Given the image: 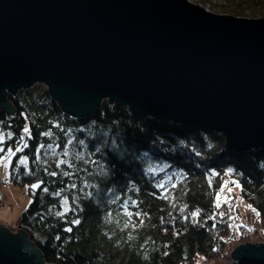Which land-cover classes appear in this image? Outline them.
<instances>
[{"label": "trees", "instance_id": "1", "mask_svg": "<svg viewBox=\"0 0 264 264\" xmlns=\"http://www.w3.org/2000/svg\"><path fill=\"white\" fill-rule=\"evenodd\" d=\"M220 9L239 17H264V0H222ZM40 88L8 94L15 110L9 114L0 108V132L13 133L4 145L6 151L8 146L15 150L24 126L31 130V139L25 135L29 147L12 157L9 169V182L24 188L31 201L10 229L27 232L44 264L222 263L230 228L218 214L215 197L224 178L239 182L241 197L258 209L264 230V148L232 152L220 132L141 115L109 101L92 114L75 116L64 112L49 90ZM49 131L50 137L42 135ZM71 139L84 141L79 144L82 155L69 163L71 167L50 166L44 150L41 161L35 160L39 144L64 149ZM23 155L29 157L27 167L18 164ZM94 162L102 163L107 175L101 176ZM150 165L153 172L147 171ZM53 171L56 176L49 175ZM40 181V188L30 187ZM160 181L164 188L156 187ZM86 183L96 187L85 188ZM82 190L92 195H83ZM58 191L60 196L53 194ZM64 197L72 211L59 217L55 213L64 211ZM73 197L79 201L73 203ZM128 197L138 202L129 207L131 218L122 207ZM185 204V215L201 209L198 222L183 219L179 209ZM137 211L147 215L137 217ZM76 218L79 225L71 223ZM68 227L71 232L65 231ZM240 228L238 243L255 239L252 232L257 230ZM257 237L263 238L264 231Z\"/></svg>", "mask_w": 264, "mask_h": 264}, {"label": "water", "instance_id": "2", "mask_svg": "<svg viewBox=\"0 0 264 264\" xmlns=\"http://www.w3.org/2000/svg\"><path fill=\"white\" fill-rule=\"evenodd\" d=\"M40 83L75 116L107 99L220 132L232 152L264 148V17L188 0H0V108ZM30 241L0 224V264H44ZM231 256L264 264V244Z\"/></svg>", "mask_w": 264, "mask_h": 264}, {"label": "rangeland", "instance_id": "3", "mask_svg": "<svg viewBox=\"0 0 264 264\" xmlns=\"http://www.w3.org/2000/svg\"><path fill=\"white\" fill-rule=\"evenodd\" d=\"M192 3H195L196 5H199L203 7L205 10L220 14V15H226L227 13H224L220 9V5L222 4V0H188ZM228 15V14H227ZM260 18V17H258ZM40 87H44L48 90L47 86L45 84H35L34 86L19 90L18 92L29 90V91H38L41 89ZM17 92V93H18ZM16 93V94H17ZM104 101H108L105 99ZM103 103V102H102ZM102 105V104H101ZM72 141V139H71ZM79 141L74 142L72 141L71 144H67L64 149H56L57 153H61V155L52 156L50 153L45 155V161L47 164L52 166L53 164H58L59 160L65 159L67 161L66 164L71 163L72 161H76L77 156L75 153H82L79 150ZM67 148L69 155L67 157H64L62 155L63 151ZM5 155V154H4ZM3 155V156H4ZM2 156V157H3ZM12 160V158H11ZM11 162V161H10ZM9 166H5L4 163H0V193H1V199H2V207L0 208V224L10 229L12 226L15 225L17 222L18 217L20 214L27 208L29 205L31 198L28 196L26 190L24 188L15 186L9 182ZM226 185V186H225ZM224 191L221 193V207L225 206L223 211L225 212V218L228 221L229 228H230V236L226 239L227 247L225 254H222L221 260L224 259V262L219 264H232L233 261L236 262V260L231 256L232 252L239 246V245H245L246 243H252L255 246H260V244H264V237L261 239H258L257 234L260 235L263 234V229L260 227L259 223V215H257L258 209H256L253 205L250 203H247L240 195V187L237 188L233 183H231L229 178L223 179ZM228 188H232V192H228ZM80 190V189H79ZM86 190H82L81 193L86 194ZM77 195H80V191L77 192ZM228 196L231 198V204H225L223 202L224 197ZM79 201V197H77ZM217 203L216 197H215V204ZM251 206V207H249ZM233 207L234 211H229V208ZM255 209L256 211L253 212L252 209ZM229 217H233L234 219H230ZM241 226L246 227L250 231L257 230V233L252 232L253 235H255V239L252 236L253 240H250L248 242H242L238 243V237L241 232ZM11 230V229H10ZM13 233H15L14 230H11ZM260 243V244H259ZM119 248L118 246L116 249ZM226 253L228 256H225ZM231 259V260H230ZM202 264V263H200Z\"/></svg>", "mask_w": 264, "mask_h": 264}, {"label": "snow or ice", "instance_id": "4", "mask_svg": "<svg viewBox=\"0 0 264 264\" xmlns=\"http://www.w3.org/2000/svg\"><path fill=\"white\" fill-rule=\"evenodd\" d=\"M22 133L20 136H19V139L16 141V144H15V150H13V147L12 146H8L7 147V150L5 151V143H6V140H11L13 138V133L12 132H8L6 135L3 133V132H0V153H5V155L3 157H0V163H4L5 166H9L10 164V161H11V158L12 157H15L17 155V153H21L24 151V149L28 148L29 147V144L27 143L26 139H25V135L31 139L32 138V135H31V130L30 128L26 125L23 127L22 129ZM42 135L44 136H51L52 133L49 131V132H45V133H42ZM69 144L72 143L71 140L68 141ZM79 143L81 145L84 144V141H79ZM41 150H44L45 151V155L47 154H51L52 156H57V155H61V153H57L55 148L53 147L52 144H48V145H45L43 143L39 144L38 145V148L36 149V156H35V160L37 162H40L41 161V155H40V152ZM100 149L97 148V151H99ZM62 155L64 157H67L69 155V152L67 150V148H65V150L63 151ZM75 155L77 156V158H80V156L82 155V153H75ZM28 160H29V157L27 155H23L19 158L18 160V164L19 165H23L24 167H27L28 165ZM67 163V161L65 159H61L59 160V163H58V166L59 165H62V164H65ZM97 164V167H98V173L101 175V176H104V175H107V172H106V169H105V166L102 164V163H99V162H94ZM69 167H71V165L69 164ZM155 169L150 165L147 169L148 172H153ZM229 174L232 173V169H229ZM49 175L51 176H56L57 175V172L53 171L51 173H49ZM64 175H70V173H64ZM213 176L216 175V173H212ZM168 181H171L172 177L169 176L168 178ZM235 187L239 188L241 187L239 182L238 181H233L232 182ZM41 184H43V181H40L38 183H34L32 185H30L31 188L33 189H38L41 187ZM209 185L211 186V179H209ZM226 186V185H225ZM72 188H75L76 185L75 184H72L71 185ZM85 188H92V187H96L95 185H92V184H85L84 185ZM134 187V186H133ZM156 187L157 188H164L165 187V182L164 181H160V182H157L156 184ZM173 187H175V185H173ZM131 190V189H130ZM49 191V189L47 187H44L43 188V192L47 193ZM138 191V190H137ZM224 191V186H222L219 190V192H217V195H216V201L217 203L215 204V207L217 209H219L221 207V203H220V200H221V193ZM228 192L231 193L232 192V188H228ZM54 195L56 196H60L61 195V192H55L53 193ZM86 195L88 196H91L92 193L89 192V193H86ZM77 197H73V203H76L77 201ZM116 199H119V197H116ZM164 199H171L170 195H165L164 196ZM115 202V201H113ZM223 202L225 204H231V198L228 197V196H225L224 197V200ZM61 205L64 209L63 212H60V211H57L55 213L56 216H59V217H63L65 215V213L69 212V211H72V209L69 207V200L67 197H64L61 201ZM138 206V202L136 200H133L131 197H128L127 200L124 201L122 207L124 209V215L131 218L133 216V212L129 211V207H137ZM173 207L175 208L176 205L175 203H173ZM251 207V206H249ZM188 209V205L185 204L183 205L182 207H180L179 211L183 217V219L187 220L189 219V217H191L193 219L194 222H198L197 218L200 216L201 214V209L199 208H196L195 210L191 211V212H188L187 215H185L186 211ZM51 211V210H50ZM229 211H234V208L233 207H230L229 208ZM253 212H255L256 210L253 208L252 209ZM219 216L223 217L225 215L224 212H219L218 213ZM135 215L137 217L141 216V215H147V213H142L140 211H137L135 212ZM257 215H259V213H257ZM210 219H215L216 217L215 216H210L209 217ZM230 219H234L233 217H229ZM72 224L74 225H79L81 223V220L79 218H76V219H73L71 221ZM125 226H128L127 224ZM65 231L67 232H71L72 231V228L71 227H68L65 229ZM58 238V237H57Z\"/></svg>", "mask_w": 264, "mask_h": 264}, {"label": "bare ground", "instance_id": "5", "mask_svg": "<svg viewBox=\"0 0 264 264\" xmlns=\"http://www.w3.org/2000/svg\"><path fill=\"white\" fill-rule=\"evenodd\" d=\"M225 206H222L219 208L220 212H224L223 209H224ZM225 213V212H224ZM225 216V215H224ZM225 254V253H224ZM225 256H228V254L226 253ZM223 257V256H222ZM231 260V259H230ZM224 262V259L222 260Z\"/></svg>", "mask_w": 264, "mask_h": 264}]
</instances>
